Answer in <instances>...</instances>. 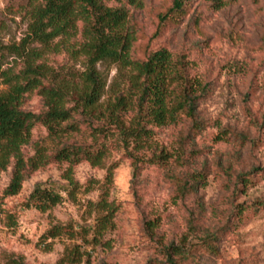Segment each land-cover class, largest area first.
Here are the masks:
<instances>
[{
    "label": "rangeland",
    "instance_id": "obj_1",
    "mask_svg": "<svg viewBox=\"0 0 264 264\" xmlns=\"http://www.w3.org/2000/svg\"><path fill=\"white\" fill-rule=\"evenodd\" d=\"M41 0H0V56L4 68L16 72L26 66V55L14 51L27 36L30 10ZM171 0H143L141 8L131 7L130 24L138 33L136 55L143 57V46H165L173 55L185 54L192 64L191 74L202 80L203 95L199 100V114L207 129L197 138V148L203 150L195 167L205 165L210 170L208 184L199 192L204 211L199 225L202 231L222 223L232 210L233 202L264 200V0H231L220 10H212L205 2L196 0L189 13L179 22L170 23L158 39L151 40L157 28L158 14ZM196 12L195 8L198 6ZM197 21V23H196ZM56 39L54 43L59 42ZM75 43V38L71 40ZM41 48V44H28L27 48ZM78 47V46H77ZM62 48V45H61ZM60 53L47 52L45 60L60 79L77 80L84 68L70 60L64 49ZM108 75L107 93L112 95L125 78L117 64L99 65ZM9 85L0 82V91ZM24 108L35 112L44 109L41 95L28 94ZM258 122V123H255ZM189 124L179 123L156 130L159 142L173 151L179 135ZM230 129L232 136L226 141H214V134ZM246 133L256 143L243 141L238 134ZM43 126L34 130V137H45ZM237 134V135H236ZM49 143V142H47ZM32 154L30 147L26 148ZM117 164L110 200L119 205L115 226L103 237V243L83 244L88 252L86 264H147L154 257L164 258L161 250L171 243L184 244L190 250L183 264H264V208L251 210L240 223L232 226L220 241V254L214 256L194 245L196 237L190 233L187 218L189 208H196V199L183 205L174 198L173 187L164 171L146 167L139 177L134 176L131 160L123 151H116L107 165ZM233 164V173L224 168ZM67 164L51 163L27 178L22 190L15 196H4L12 167L0 179V263L9 255L22 256L28 264H57L67 249L82 244V237L70 239L64 234L42 241L50 227L52 217L79 231L90 228L102 211L95 203L100 200L107 170L84 161L74 168L80 187L75 196L69 195L64 177ZM250 184L241 191L238 172H251ZM38 185L55 187L64 196L62 203L42 212L25 205L30 193ZM234 192V193H233ZM17 219L8 225V214ZM157 219L155 239L148 233L146 221ZM199 234H203L200 233ZM91 238V237H89ZM49 244V245H48Z\"/></svg>",
    "mask_w": 264,
    "mask_h": 264
},
{
    "label": "trees",
    "instance_id": "obj_2",
    "mask_svg": "<svg viewBox=\"0 0 264 264\" xmlns=\"http://www.w3.org/2000/svg\"><path fill=\"white\" fill-rule=\"evenodd\" d=\"M230 1L201 0L214 11ZM195 3L196 0H171L166 10L158 14L151 40L158 39L170 23L184 18ZM142 6L143 0H41L30 10L27 36L21 45L13 47L19 54L25 53V68L19 72L5 69L0 56V82L9 85L0 91V179L12 167L4 196L19 194L30 174L51 163L67 164L64 177L72 197L80 187L74 176L77 165L87 161L107 170L100 200L95 203L104 214L90 228H84L82 235L52 217L50 227L42 235L43 242L64 234L70 239L82 237L83 243L67 249L57 264L83 262L88 253L82 249L83 244L103 243L105 234L114 228L119 205L110 200V190L117 164L107 165V160L116 151H123L131 160L135 177L146 167H157L164 171L176 200L186 206L188 199H196V208L187 205L188 230L197 239L194 245L214 256H219L220 241L234 224L242 222L251 210L264 208V200L233 202L231 213L222 223L201 230L199 220L204 204L198 195L210 176L205 165L195 167L203 151L197 148V138L207 129L206 121L199 114L204 85L191 74L192 64L185 54L175 57L165 46H143L144 56L136 55L139 36L130 24V10ZM199 7L195 8L196 12ZM73 38L75 43L71 42ZM56 39L60 41L54 43ZM32 43L42 47L27 48ZM61 49L68 52L70 60L83 66L74 75L77 80L60 79L45 60L47 52L60 53ZM105 63L117 64L125 78L124 85L107 98L108 75L99 67ZM33 92L43 99L44 109L40 112L24 108L25 97ZM179 123L189 126L183 129L176 147L170 151L159 142L156 130ZM38 126L45 128V137H34ZM261 126L264 127V122ZM231 136L232 131L226 128L214 134L213 139L226 141ZM238 137L256 143L246 133ZM27 147L32 154L26 152ZM224 170L231 175L233 164L229 163ZM253 172L237 173L241 191L250 184ZM63 200L57 188L38 185L25 205L46 212ZM7 216L8 225L15 226L14 214ZM146 223L150 237L155 239L158 220ZM161 253L164 258H151L147 264H183L190 250L182 243H171ZM0 264L28 262L22 256L9 255ZM86 264H90V258Z\"/></svg>",
    "mask_w": 264,
    "mask_h": 264
}]
</instances>
